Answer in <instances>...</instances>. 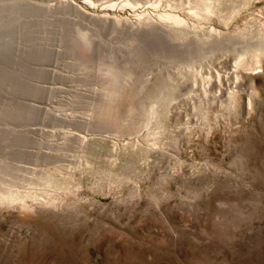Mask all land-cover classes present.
Segmentation results:
<instances>
[{"label": "rangeland", "instance_id": "374dc122", "mask_svg": "<svg viewBox=\"0 0 264 264\" xmlns=\"http://www.w3.org/2000/svg\"><path fill=\"white\" fill-rule=\"evenodd\" d=\"M56 2L0 0V264H264V0Z\"/></svg>", "mask_w": 264, "mask_h": 264}, {"label": "bare ground", "instance_id": "6f19581e", "mask_svg": "<svg viewBox=\"0 0 264 264\" xmlns=\"http://www.w3.org/2000/svg\"><path fill=\"white\" fill-rule=\"evenodd\" d=\"M59 2H56V4H62L63 6H67L69 9H72L74 12L84 15L86 17L89 18H93L96 19L97 21H102L103 23L106 22H117V20H120L119 18H116L115 16H108V15H102L99 13H96V10H101L106 8L109 5H114V2L108 3L109 1L112 0H56ZM136 2V1H135ZM23 3L25 4H29V5H36L35 3L29 2V1H24ZM21 3V4H23ZM12 4V3H11ZM44 5V4H43ZM42 5V6H43ZM50 5H53L52 2H50ZM39 6H41L39 4ZM49 6V5H48ZM19 8V7H18ZM3 9V8H2ZM141 9V7H138V4H132L131 7H129L130 12L126 13L128 15V17L126 18H130V20H125L127 21L126 24L128 28H130L132 31L134 30V32H138L137 29H139V27H141L142 23L138 22L137 20L133 19V15H134V11ZM16 10V9H15ZM75 14V13H74ZM120 14V13H119ZM125 14V13H124ZM126 15V16H127ZM78 16V15H77ZM121 16V15H120ZM123 16V15H122ZM79 17V16H78ZM118 17V16H117ZM165 18H169V19H173L175 21H181L179 20L176 16L174 15H165ZM69 18V17H68ZM122 18V17H121ZM14 19V18H13ZM70 19V18H69ZM64 20V19H63ZM68 20V19H67ZM65 21V20H64ZM153 22L155 24V26H158L161 28V30H165L164 24H165V19L162 18V20L160 19H150V22ZM28 24V23H27ZM98 25V24H97ZM9 26V25H8ZM101 28V27H100ZM101 30V29H100ZM11 32V31H10ZM12 36V35H11ZM90 40V39H89ZM68 45V44H67ZM78 50V49H77ZM127 50V49H126ZM1 98V97H0Z\"/></svg>", "mask_w": 264, "mask_h": 264}]
</instances>
